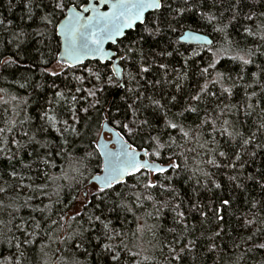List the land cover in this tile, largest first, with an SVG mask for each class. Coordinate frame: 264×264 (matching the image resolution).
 Returning a JSON list of instances; mask_svg holds the SVG:
<instances>
[{
	"label": "snow or ice",
	"instance_id": "obj_1",
	"mask_svg": "<svg viewBox=\"0 0 264 264\" xmlns=\"http://www.w3.org/2000/svg\"><path fill=\"white\" fill-rule=\"evenodd\" d=\"M8 4L11 11L13 0H8ZM258 5L261 10L253 11ZM23 7L28 20L37 15L36 10L39 11L42 27L37 28L35 33L40 38L39 43L47 46L46 41L56 40L55 51L59 56L55 59L59 71L50 69L49 61L41 53L38 61L40 75L60 77L65 69L76 68L83 74L71 72L72 79L64 83L63 88L53 80L49 85L55 89L52 98L35 117L27 114V97H17L0 88V104L5 106V111L8 105H12V116L4 121V127H0V157L9 162L10 169L7 172L0 170V213L9 217L7 222L0 220V224L12 232L8 225L18 218L15 232L20 233V236L13 234L9 237L0 229V244L15 248L11 256L0 259V264H23V259H26L24 246L33 245L37 238L41 251L57 241L65 245L77 238L79 243L76 247L79 248L85 241V234L92 232L95 233L92 238L97 241V246L109 255L114 264H125L121 254L139 257L140 253L133 250L139 247L136 241L145 230L156 237L161 228L175 236L170 241L158 240L156 247L162 255L164 247H167L171 259L179 260L181 253L196 248L199 239L190 238L189 234L195 231L196 225H189L186 222L188 217L199 213L201 224L208 223L212 218L222 222L224 216L221 213L225 206L231 207V201L221 200L218 208L210 209L212 217H209L205 211L208 206L201 204L199 191L193 188L192 195L185 201L173 183L174 177L190 172L186 177L188 181L200 185L203 179V187L207 188L210 183L220 189L221 184L213 177L222 169H227L229 181H240L235 185L237 188L243 189L244 181H254L264 190V174L259 177L248 174L241 180L245 164L253 162L258 152L264 150V82L255 72L251 73L254 77L251 83L244 81L245 66L253 64L254 56H264V51H261L264 49V0H85L83 4L72 0L71 6L66 0H23ZM245 8L249 11L245 12ZM225 13L229 15L226 17ZM189 19L192 23L206 21L211 24L214 32L224 34L225 45L217 47L213 39L198 34L200 29L193 30L188 24ZM241 19L254 22L252 26L243 25V33L258 38L262 43L255 49H240L242 55L230 57L241 65L240 72L233 77L218 70L217 64L220 56L230 51L233 44L227 35L228 28ZM12 23L0 18V34L9 31ZM186 28L188 31H184ZM177 32L181 33V40L185 43L189 38L203 43L181 51L170 40V34ZM24 36L23 29L12 32L8 44L17 41L14 48L19 49ZM107 42L116 46L115 51L105 48ZM3 47V40H0V50ZM202 50L211 53L206 60ZM185 53L189 54L186 56ZM177 56L183 60L180 68L163 59L174 60ZM87 58L106 62L105 68L85 64ZM23 59L20 51L0 56V69L17 67L31 71L37 66L23 64ZM107 62H111V69L118 74V78L107 74ZM121 63L127 71L121 68ZM190 69H194L191 75ZM189 80L193 83L191 87H186ZM22 81H16L19 88H43L40 83L33 84L30 76L22 77ZM241 84L244 100L232 103L234 90ZM253 84L259 86V92L252 87ZM169 88L174 91H169ZM249 88H252L250 93ZM108 89H122L120 100L123 101V108L106 100L103 94ZM105 104L107 108H104ZM172 107H179L180 110L172 113ZM102 108L104 120L111 125L108 130L119 129L115 134V144L118 145L115 149L109 148L107 143L89 139L90 145L95 144L96 155L102 158L103 172V175L94 177L96 191L92 195L105 203V208L100 209L99 214L93 211L82 216L80 211H74L68 215L65 211L67 206L61 198L63 185L59 181L76 179L69 176V170L83 175L81 169L85 167L83 160L74 154L75 149L69 151L66 147L70 143L68 137L80 139L91 134L90 110L100 111ZM241 111L245 117L256 113V119L251 124L247 120L243 122L247 125L246 130H242L239 121L228 118ZM148 112L151 115H145ZM189 116L192 117L191 122ZM181 117L183 119H179ZM52 132L58 134L61 143L57 144L51 138ZM13 144L15 151L10 146ZM30 146L32 152L28 155H35L31 163L25 164L20 153ZM91 155L87 152V156ZM245 156L247 160L243 159ZM56 157L60 158L61 164L56 163ZM161 158L165 162H160ZM17 159L20 160V169L14 163ZM190 160L195 161V166L189 163ZM52 168H59V173L48 171ZM209 168L216 171H209ZM153 176L156 178L152 179ZM25 180L28 183H24ZM37 180L40 182L37 183ZM24 190L31 194L22 197ZM43 198H47L48 203H44ZM72 198L75 199L74 196ZM34 200L39 203L34 204ZM88 203L90 201L85 199L81 208H86ZM248 203L251 207L247 213H242L244 226L256 222L249 216L258 218V213L264 211V202L253 198ZM56 205L62 206L57 208ZM95 207L100 206L97 204ZM21 209H28V215H20ZM165 209L173 214L172 227L162 223L166 219ZM251 209H257V212L253 213ZM112 213H116V219L124 227L118 229L114 226L110 218ZM129 214L131 221L128 220ZM149 219L155 223L149 224ZM73 222L77 228L69 232ZM133 222L136 225L134 230L126 227ZM260 222L264 223V220ZM217 227L219 230L207 237L213 242L209 250L216 246L215 238L224 231L219 223ZM61 231L64 232L62 238L57 235ZM254 235L255 232L242 237L241 243L253 240ZM177 245L182 246L177 249ZM254 246L264 249V242ZM55 251L62 252L63 249ZM63 259L61 255L57 264ZM73 264L80 262L74 260ZM132 264L141 262L137 259Z\"/></svg>",
	"mask_w": 264,
	"mask_h": 264
},
{
	"label": "trees",
	"instance_id": "obj_2",
	"mask_svg": "<svg viewBox=\"0 0 264 264\" xmlns=\"http://www.w3.org/2000/svg\"><path fill=\"white\" fill-rule=\"evenodd\" d=\"M76 3H85V0H75ZM66 3H69L71 6L72 0H66ZM14 7L12 10H9L8 0H0V18H5L6 20H11L13 23L10 25L9 31L3 32L0 34V40H3L4 47L0 50V56L6 55H14L15 51H20L21 56L24 58L22 60L23 64H36V67H33L31 71H26L24 68H17L12 67L7 70L0 69V88H5L13 95L17 97H27L29 99V106L27 108V114L35 117L38 114V111L41 107L47 106V100L52 98V94L55 89L49 87L52 81L55 80L56 84L63 88L64 83L70 81L71 75L70 73L75 71L77 75L83 74L78 68L76 69H65L64 75L60 77H50V76H41L40 75V66L38 64L40 54L43 53L45 58L49 61L48 67L54 70L57 67L55 57H58L59 53L55 51L56 40L52 39L46 41L45 44L47 46L41 45L39 43L40 38L35 35L37 28L42 27L41 22L39 20V11H37V15L33 17V19L28 20L25 16V9L23 7V0H13ZM253 11H260L261 8L258 5ZM245 12L249 11V8L244 9ZM229 13H225L227 17ZM21 17H25L21 19ZM63 17H59L62 19ZM225 22H227L225 20ZM253 21H246V20H239L238 22L234 23L230 26L227 30V35L230 40L233 41L232 47L230 51L225 53L224 55L220 56V61L217 64V69L221 71H225L228 74H231L233 77L240 72L241 65L238 61H233L230 59L231 56L240 54L242 55L243 52H240V49H248L257 48L262 42L258 38L248 37L243 33V25L247 24L249 26L253 25ZM188 24L192 26V29H200L201 34L209 36L211 39L214 40L217 47L221 45H225L226 41L224 38V34L217 33L213 31L212 25L207 23L206 21H198L197 23H192V20L189 19ZM23 29L25 32V36L21 37L23 43L20 44L19 49H15L14 45L17 41H13L12 44H8V40L11 39L12 32H19ZM188 29H184L187 31ZM49 36L51 37V32H49ZM181 33L177 32L176 34H170V40L175 47H180L181 51L184 48H188L189 50L193 47V45L184 44L180 41ZM180 41L179 44L176 41ZM183 45V47H181ZM163 46V45H162ZM111 49L115 50L116 46H111ZM171 50V49H169ZM159 51V49H157ZM264 51V49H261ZM189 53H185L187 56ZM202 54L205 57V60L211 55L206 51L202 50ZM163 59L169 60L172 65L176 68H180L183 60L181 57H176L174 60L168 57H164ZM253 64L245 66L244 72V81L251 83L254 77L251 76V73L255 72L258 76L261 77L262 82H264V72H261V69H264V56L256 55L253 58ZM197 62L199 63V58H197ZM85 64L89 65H98L101 68H105V64L100 62H87ZM108 66L106 68V72L108 75H113L111 69V63H107ZM121 66L125 71H127V67L121 63ZM259 66V67H258ZM130 67V66H128ZM194 69L189 70V75H191V71ZM59 71V70H58ZM174 75V74H173ZM30 76L32 78V83H40L43 85V88H36L33 89L31 86L28 88H19L18 84L16 83L17 80L22 81V77ZM126 78V77H125ZM150 78V77H149ZM115 79V77H114ZM193 81L189 80L186 82V87H191ZM72 84H75V81H72ZM71 86V85H70ZM253 88L259 92V86L253 84ZM169 91H174V89L169 88ZM252 88L248 89L250 93ZM120 94H122V89H108L103 95L105 96L106 100L109 103L114 105H119L123 108V101L120 100ZM2 95V94H0ZM7 99V97H5ZM244 100V89L239 86L237 89L234 90V95L231 98L232 103H242ZM130 102V101H129ZM15 102H13L14 104ZM164 103V101H162ZM107 104L104 105V108H107ZM264 106V104H262ZM59 108V105H57ZM180 109L179 107H172V113L178 112ZM115 111V108H113ZM104 109H100V111H92L90 110V116L92 117V128L91 134H86L85 137L78 139L75 136H69L68 139L70 143L66 145L69 151L75 149V155L80 157L83 160L85 165L84 168L81 169L83 175H77L69 170V176H75L76 179L71 180H60L59 183L63 185L61 190V198L64 202V205L67 207L65 211L68 215H72L74 211H80L81 215L83 216L84 213L91 214L95 211L99 214L100 209L105 208V203L98 200L96 197L92 195L91 192L85 197V191L89 180L99 173H101L102 168V158L96 155L95 144H89V139L92 140H99L103 124L106 122L103 117ZM23 115V113H21ZM83 116V113H81ZM145 115H151L150 112L145 113ZM188 115V114H186ZM12 116V105L7 106V111H5V106L0 104V127H4V121L7 120ZM191 116H189V122H191ZM230 120L239 121L242 127V130H246L247 125L243 122L245 120L248 121V124H251L253 120L256 119V113H253L249 117H245L243 111L240 113L229 116ZM179 119H183L182 117ZM97 120L99 121L97 123ZM79 128L80 125H77ZM119 131L118 128H115ZM99 133V135H95V133ZM20 139L19 136L16 137ZM52 139H54L57 144L61 143L58 134L52 132ZM221 142H223V138H220ZM131 142V141H130ZM15 151L16 146L10 145ZM40 151H45L44 149H40ZM32 152V147L30 146L27 150L20 153V157L23 159L25 164L31 163L35 153L32 156H29L28 153ZM87 152H91V156H87ZM54 155V153H53ZM243 159H248V157H243ZM160 162H165L164 158H161ZM16 164L17 169L21 168L20 160L17 159L14 161ZM56 163L59 165L62 163L59 157H56ZM190 164L195 166V161L190 160ZM9 162L0 157V170L2 171H9ZM35 167V165H34ZM260 169V172L256 170ZM209 171H216L215 169H208ZM27 172L26 169H24ZM53 174L59 173V168H52L49 169ZM31 175H36V173H29ZM191 173H184L181 174L179 177H174L173 183L176 186L177 190L180 193L181 197L185 198L187 201L188 197L192 195V189L196 188L199 191V199L201 204L208 206L205 208V211L208 212L209 217H212V212L210 209H216L220 206V201L223 199H229L231 201V207H224L223 212L221 213L224 216V220L222 222L215 221L214 218L210 219L208 223L201 224L200 220L201 217L199 213H193L188 217L186 221L189 225L195 224L196 229L193 233H190V238L197 239L196 248L193 249L191 252H183L181 253V259L179 260H172L171 257L168 255V248L164 247L163 252L158 247H156L158 240H172L175 236L174 233H167L164 228H161L157 231L156 237L153 236L151 232L145 230L141 238L136 241L139 244L138 248L133 249L134 251H138L140 253L139 257H128L127 253H122L121 257L124 260L125 264H132L134 260H140L141 264H168L170 261L171 264H264V249L255 247L254 245H258L261 242H264V231L257 232L256 229L264 230V223H261L260 220H264V211H260L258 213V218L249 216V218L254 219L256 222L252 225L244 226L243 220L244 216L242 213H247L250 206L249 201L253 198L256 200H260L264 202V190H262L259 185H257L254 181H244L245 187L243 189L237 188L235 185L236 183L240 182H232L228 179V170L222 169L220 172L213 177L216 179L218 183L221 184L220 189H216L212 184H208V187L205 188L202 185L204 184L203 179L201 180V184H195V181H188L186 179L187 175ZM253 174L257 177L264 174V150L258 152L257 156L255 157L253 162L245 164L244 170L241 176V180H243V176ZM8 178L7 176L5 177ZM156 177L153 176L152 179ZM37 183L40 181L37 180ZM24 183H28L27 180ZM90 188H88L89 190ZM210 189V190H209ZM187 192V196L185 193ZM28 193L27 190L21 192V196H25ZM75 197L73 199L72 197ZM44 203H48L47 198H43ZM55 199V197H53ZM90 201L87 204L86 208H81L82 202ZM179 199V197L177 198ZM22 202V201H21ZM33 203H39L38 200H34ZM99 205V208H96L95 205ZM43 205H41L42 207ZM62 205H56L55 207H61ZM187 206V204L185 205ZM259 207V206H258ZM150 210V207H149ZM253 213L257 212V209H251ZM29 213L28 209H21L20 215L27 216ZM172 213H170L167 209H165V217L166 219L162 220V223L167 225L168 227L173 226L172 222ZM123 214H121V218ZM110 218L113 220V224L118 229L124 227L119 220L116 219V213L110 214ZM9 217L6 213H0V220H4L7 222ZM80 219V217H77ZM86 219V217H85ZM128 220L131 221L132 217L129 214ZM143 218L141 219V223H143ZM19 223L18 218L13 221V224L8 225L13 229L12 232H8L7 228L4 227L3 224H0V229H3L7 236L11 237L13 234L16 236H20L19 232H15V224ZM149 224L155 223L154 220L149 219ZM220 225L224 229L219 237L215 238V247L212 250H209V245L213 243L207 237L211 236L214 231H218L219 228L217 225ZM127 228L135 229V223H128ZM77 228L75 222L72 223L71 228L68 229L69 232L74 231ZM253 236V240L247 241L245 243H241L242 237H247L249 235ZM203 233V235H201ZM58 237L62 238L64 236V232L61 231L58 234ZM95 235L94 232L86 233L85 241L81 244L79 248L76 247V244L79 243L78 238L70 241L68 244L61 245L59 241L57 243L52 244L50 248L46 247L43 251L40 250V240L37 238L36 242L31 245H25V255L26 259H23V264H57L58 258L63 255V261H60V264H73V261H79L80 264H114L111 261L109 255L106 252H103L102 249L97 246V241L92 238ZM23 237H21L22 239ZM47 243V241H46ZM239 244V247L235 245ZM182 245H177V249ZM61 248L63 249L62 252L55 251V249ZM247 249H251L248 251ZM15 252V248H9L7 244H0V259L3 256H11ZM144 257H148L147 260Z\"/></svg>",
	"mask_w": 264,
	"mask_h": 264
},
{
	"label": "water",
	"instance_id": "obj_3",
	"mask_svg": "<svg viewBox=\"0 0 264 264\" xmlns=\"http://www.w3.org/2000/svg\"><path fill=\"white\" fill-rule=\"evenodd\" d=\"M103 10H107V8H104ZM63 19V18H62ZM188 31V30H187ZM198 34H201V33H198ZM201 35H204V34H201ZM209 37V36H208ZM210 38V37H209ZM211 39V38H210ZM180 41L184 44H188V45H193V46H197L198 43L202 44L203 42H197L195 41L194 39H191L189 38L188 42L185 43L183 40H181V37H180ZM111 46H115V45H112L110 42H107L105 44V48L107 50H111V51H115L113 49H111L110 47ZM59 56V55H58ZM94 61H97V62H100L102 64H105L106 62L104 61H99L98 58L96 59H92V58H87L85 60L84 63H87V62H94ZM107 63H111V62H107ZM121 66V65H120ZM122 68V66H121ZM113 72V71H112ZM113 75L115 78H118V74L117 73H114L113 72ZM111 127V125L107 124V122H105L103 124V127H102V131H101V134H100V137H99V141L102 142V143H107L109 148H112V149H115L116 147H118V145L115 144V134L116 132H118L116 129H114L113 131H109L108 128ZM106 136H110V140L106 139ZM97 175H103V172L97 174ZM97 175H94L88 182L87 184V187H86V191H85V196H87V191H88V188L91 187V186H94L95 185V181H94V177L97 176Z\"/></svg>",
	"mask_w": 264,
	"mask_h": 264
},
{
	"label": "rangeland",
	"instance_id": "obj_4",
	"mask_svg": "<svg viewBox=\"0 0 264 264\" xmlns=\"http://www.w3.org/2000/svg\"><path fill=\"white\" fill-rule=\"evenodd\" d=\"M54 70H59V67L57 66V67H55L54 68ZM106 139H108V140H110L111 138H110V136H106ZM90 189L87 191V195L89 194V192H93V191H95L96 190V188H95V186H91V187H89ZM85 197H87V196H85Z\"/></svg>",
	"mask_w": 264,
	"mask_h": 264
}]
</instances>
